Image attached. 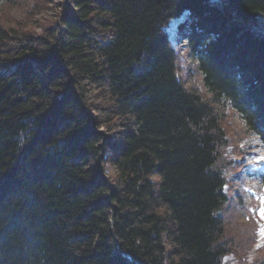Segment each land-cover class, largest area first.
Returning <instances> with one entry per match:
<instances>
[{
    "label": "trees",
    "instance_id": "1",
    "mask_svg": "<svg viewBox=\"0 0 264 264\" xmlns=\"http://www.w3.org/2000/svg\"><path fill=\"white\" fill-rule=\"evenodd\" d=\"M213 1L68 0L42 35L1 18L0 264L238 254L225 124L231 109L264 149V34L250 28L264 0ZM184 9L186 57L209 97L186 86L168 38Z\"/></svg>",
    "mask_w": 264,
    "mask_h": 264
},
{
    "label": "rangeland",
    "instance_id": "2",
    "mask_svg": "<svg viewBox=\"0 0 264 264\" xmlns=\"http://www.w3.org/2000/svg\"><path fill=\"white\" fill-rule=\"evenodd\" d=\"M213 3L224 8V1L214 0ZM15 4H0V20L1 18L7 20L5 25L8 27L13 24L12 19L21 21L22 25L27 26L30 31L34 29V32L42 35L48 22L58 21L57 17L62 7L68 4V0H16ZM184 19L182 17L180 21H173L167 32L172 45L178 46V51L184 57L185 68L188 69L183 78L186 86L196 87L202 96L209 97L201 74L191 65L190 58L186 57L188 31L186 25L183 26L185 33L180 40L178 39L180 30L178 26ZM233 19L236 20V17ZM236 22L241 24L237 20ZM250 28L264 34V16L260 19L258 27L251 25ZM234 36L235 33L232 32L228 38L233 40ZM227 116L225 129L228 132V138L231 139V145L226 156L228 161L232 162V166L226 170V177L229 180L226 189L230 188L231 202L226 209L225 217L231 229L229 235L235 240L238 254L226 257L224 264L253 263L264 256V149L260 140L247 131L233 110H228ZM103 169L110 177L116 174L110 166L104 165Z\"/></svg>",
    "mask_w": 264,
    "mask_h": 264
},
{
    "label": "bare ground",
    "instance_id": "3",
    "mask_svg": "<svg viewBox=\"0 0 264 264\" xmlns=\"http://www.w3.org/2000/svg\"><path fill=\"white\" fill-rule=\"evenodd\" d=\"M217 2H222V0H216ZM215 4L216 3H214L212 6H215ZM218 5V4H217ZM182 17H184L185 19L182 21L183 23L182 24H180L178 27H179V29H180V27H183V26H185L186 25V23L187 22H189L190 20L191 21H193V20H195V17H194V15H193V13L190 11V10H188V9H184L183 11H182V13H181V16L179 17V18H176V19H174V20H172L170 23H172L173 21H180L181 19H182ZM178 29V30H179ZM187 30H188V28H187ZM168 38H169V40H170V37L168 36ZM178 39L180 40V38L178 37ZM171 41V40H170ZM111 223H112V221H111ZM238 256V255H237ZM225 260V259H224ZM136 264H145V263H136ZM222 264H224V261H223V263Z\"/></svg>",
    "mask_w": 264,
    "mask_h": 264
}]
</instances>
